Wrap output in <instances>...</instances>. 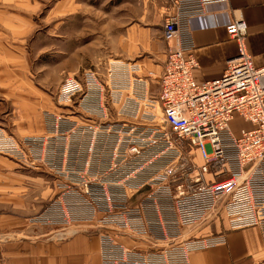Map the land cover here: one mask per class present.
Masks as SVG:
<instances>
[{
    "label": "built area",
    "instance_id": "built-area-1",
    "mask_svg": "<svg viewBox=\"0 0 264 264\" xmlns=\"http://www.w3.org/2000/svg\"><path fill=\"white\" fill-rule=\"evenodd\" d=\"M229 1H169L158 96L132 98L129 118H112L113 91L90 71L85 82L64 80L42 135L0 132V152L56 175L50 204L32 220L58 224L60 238L96 228L101 264H191L194 251L226 243L224 231L198 235L222 219L230 230L258 226L264 242V66L242 17L225 24L238 54L223 75L194 77L193 21ZM236 116L253 127L235 133Z\"/></svg>",
    "mask_w": 264,
    "mask_h": 264
},
{
    "label": "crops",
    "instance_id": "crops-1",
    "mask_svg": "<svg viewBox=\"0 0 264 264\" xmlns=\"http://www.w3.org/2000/svg\"><path fill=\"white\" fill-rule=\"evenodd\" d=\"M169 1L140 0L133 4L137 8L132 9V15L124 18L110 15L107 46L100 47V41L93 37L88 44H96L84 48L85 57L77 61L68 58L79 53L80 42L70 52L61 50V54L70 53L62 61V76L79 75L91 66L104 82L103 87L113 91L114 100L109 106L112 118L122 120L132 116L136 111L132 98L143 100L159 93L167 59L162 31ZM34 10L28 0H0V104L5 107L1 112L6 111L4 125L18 136L43 132L41 112L50 108L51 103L50 94L38 86L31 68L30 39L36 35ZM80 10L79 6L67 8V15L80 14ZM236 16L248 24L247 46L255 66H264V0L212 4L207 6L204 16L193 21L196 44L193 53L199 62L194 70L197 82L221 77L227 61L238 54V43L229 36L225 25L228 17ZM77 34L81 35L80 30ZM48 66L46 70L50 69ZM123 90L128 92V100L121 96ZM236 117L246 124L236 133L253 127L242 117ZM19 168L14 161L0 155V205L8 207L0 210V264H101L97 235L81 233L60 241L49 237L47 229H37L31 224L36 204L31 191L22 197V190L29 189L27 186L36 183V179ZM50 193L52 188L42 195L45 198ZM223 222L226 243L194 251L191 264H264L260 228L230 230L227 222Z\"/></svg>",
    "mask_w": 264,
    "mask_h": 264
},
{
    "label": "rangeland",
    "instance_id": "rangeland-1",
    "mask_svg": "<svg viewBox=\"0 0 264 264\" xmlns=\"http://www.w3.org/2000/svg\"><path fill=\"white\" fill-rule=\"evenodd\" d=\"M139 1L140 0H28V4L35 8L32 19L34 27L36 28V35H34V37L32 36L30 39V49H32L33 53L31 68L34 78L36 76L38 86L47 92V94H50L51 97L50 108L47 107L41 112L43 120L45 119L46 111L54 112L60 110L58 99L59 90L67 77H76L80 81L85 82V74L91 71L96 74L101 85H105L98 73L90 68L91 66L86 67L87 69L83 70L79 75L62 76L60 69L62 61L69 56L70 53L61 54V50L67 49L69 51L73 48L76 49L77 43L80 42L82 44L79 50L80 54L77 52L76 55L68 58L69 60L77 61V59H83L85 57V52H83L84 48L96 44L95 42L91 45L88 44L92 41L93 37L100 41V47H102L101 45L107 46V41H109L108 26L110 15L117 14L118 17L122 18L127 15H132V9L137 8L134 5ZM77 6L82 9L80 10V14L67 15V8L70 10L72 7L75 8ZM78 30H80L81 35L77 34ZM94 33L97 34L92 36ZM63 42H67L65 46L62 45ZM34 54H36V58ZM47 66L50 67L49 70H46ZM4 108L5 107L2 108L0 104V132L10 134L19 141H22L25 137L42 135L44 133H33L22 136L14 134L8 126L4 125L3 119H7L6 111L1 112ZM233 122V130H235V133L237 129L246 126V124L237 117ZM0 155L14 161L16 165L20 167L19 169L27 171L28 175L36 179V183L27 186L29 189L22 190V197H27L32 193L31 196H33L34 199L33 203L36 204V206L32 210L30 222L36 226L37 229H47L50 232L47 233L49 237L60 241L67 240L81 233L99 235V231L96 228L80 227L79 232L75 235H67L66 237L64 236V238H60V235H58L59 229L55 227L59 226L58 224H43L37 220L36 222L32 220L50 204V199L55 191L56 175L42 171L41 168L36 169L22 164L19 162L18 158L11 153L0 152ZM48 188H52L53 193H50L44 198L42 194ZM2 205L3 206L0 205V210H7V205ZM23 206L24 205H22V207ZM204 228L205 229L198 231V235H204V233H218L225 229V226L222 219L209 222Z\"/></svg>",
    "mask_w": 264,
    "mask_h": 264
},
{
    "label": "bare ground",
    "instance_id": "bare-ground-1",
    "mask_svg": "<svg viewBox=\"0 0 264 264\" xmlns=\"http://www.w3.org/2000/svg\"><path fill=\"white\" fill-rule=\"evenodd\" d=\"M101 245V244H100Z\"/></svg>",
    "mask_w": 264,
    "mask_h": 264
}]
</instances>
